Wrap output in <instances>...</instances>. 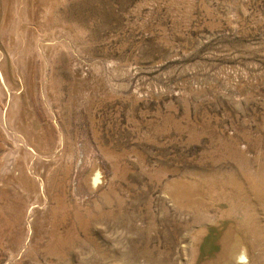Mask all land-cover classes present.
Listing matches in <instances>:
<instances>
[{
  "label": "rangeland",
  "instance_id": "374dc122",
  "mask_svg": "<svg viewBox=\"0 0 264 264\" xmlns=\"http://www.w3.org/2000/svg\"><path fill=\"white\" fill-rule=\"evenodd\" d=\"M30 2L0 264H264V0Z\"/></svg>",
  "mask_w": 264,
  "mask_h": 264
},
{
  "label": "bare ground",
  "instance_id": "6f19581e",
  "mask_svg": "<svg viewBox=\"0 0 264 264\" xmlns=\"http://www.w3.org/2000/svg\"><path fill=\"white\" fill-rule=\"evenodd\" d=\"M4 1V0H3ZM50 2V1H49ZM31 2H30V0H13V4H14V7H15V11H16V13H17V15L19 16V18H20V25L21 26H23V24H24V13H27L28 14V16H29V19L30 20H33V21H36V18H35V13H34V7L32 6V4H30ZM1 4H2V2H1V0H0V17H1ZM30 4V5H29ZM51 4V3H50ZM52 4H53V2H52ZM3 5V4H2ZM5 7V6H4ZM47 10V9H46ZM46 13V12H45ZM42 14V13H41ZM14 16V15H13ZM43 17H45V14H44V16ZM3 22V21H2ZM1 22V23H2ZM30 23V22H29ZM32 24V23H31ZM43 25V24H42ZM41 25V26H42ZM21 26L20 27H18V29H17V31H16V37H15V39H14V42H15V50H14V52H16V53H11V52H9V51H7L6 50V48L5 47H3L2 45H3V43H2V41H1V39H0V92H2V95H4L6 98H7V100L6 101H4V104H1V106H0V120H1V123H2V125H3V127H4V129L6 130V132L8 133V136L9 135H11V136H14V132H13V127H12V124H11V122H10V112H12V113H14L15 112V114L17 115V117H20V115H21V112H22V110H23V108H25L24 107V101L21 99V94L19 93V92H14V90H11V91H9V85H11L12 84V82H14V78L16 79L17 78V76H20V74H19V67H18V63H17V61H16V56L18 55V54H20V49H19V38L21 37ZM2 28V27H1ZM42 28V27H41ZM29 38V37H28ZM44 38V37H43ZM42 38V39H43ZM50 40V39H49ZM56 40H57V37H56ZM45 41V40H44ZM29 42V41H28ZM59 43V42H58ZM45 44V43H44ZM46 45V44H45ZM55 47V46H54ZM42 48V47H41ZM50 49H52L51 47H50ZM50 51V50H49ZM44 52V51H43ZM47 52H48V50H47ZM51 53V52H50ZM50 53H48V55L50 54ZM29 62V61H28ZM14 74V75H13ZM19 83H20V86H17V87H19V89L21 88H23V82H21V81H18ZM49 82V81H48ZM14 84H15V82H14ZM18 85V84H17ZM11 89V88H10ZM17 91H18V89H16ZM15 90V91H16ZM50 90V89H49ZM50 93H51V91H50ZM26 95V94H25ZM22 96H24V95H22ZM25 97V96H24ZM2 98V97H1ZM5 99V98H4ZM24 99V98H23ZM2 101V100H1ZM26 102V101H25ZM29 104V103H28ZM31 105V104H30ZM26 109V108H25ZM31 109V108H30ZM29 110V109H28ZM31 113H32V111H31ZM31 116V115H30ZM16 117V118H17ZM18 122H19V120H17ZM26 121V120H25ZM26 122H28V121H26ZM28 124V123H27ZM16 126V125H15ZM63 132V131H62ZM25 135H27V134H25ZM10 137V136H9ZM27 137V136H26ZM52 138V137H51ZM63 139V138H62ZM61 139V140H62ZM16 141V140H15ZM30 142H31V140H30ZM34 142V141H33ZM17 143V142H16ZM24 143V142H23ZM26 143V142H25ZM26 145V144H25ZM30 145V144H29ZM35 146H36V143H35ZM247 146V145H246ZM24 148V147H23ZM21 149V148H20ZM61 149H62V147H61ZM38 150V149H37ZM14 151V150H13ZM39 151V150H38ZM65 151V150H64ZM32 152L34 153L35 152V150H32ZM63 152V151H62ZM62 152H60V153H62ZM13 153V152H12ZM11 153V154H12ZM18 153V152H17ZM16 153V154H17ZM59 153V151H58V154H60ZM53 154V153H52ZM14 155V154H13ZM41 155H42V153H41ZM48 155H50V154H48ZM64 155V154H63ZM10 156V155H9ZM12 156V155H11ZM35 156V155H34ZM38 156V155H37ZM65 156V155H64ZM25 157H27V156H25ZM39 157V156H38ZM11 159V158H10ZM48 160V159H47ZM8 161V160H7ZM6 161V162H7ZM41 161H42V158H41ZM60 162H62V161H60ZM60 162H59V164H60ZM9 163V162H8ZM65 164V163H64ZM38 165V164H37ZM54 165V164H53ZM57 165V164H56ZM62 165V164H61ZM32 166V165H31ZM30 166V167H31ZM34 166H35V164H34ZM47 166V165H46ZM78 166V165H77ZM37 167V166H36ZM48 167V166H47ZM60 167V166H59ZM58 167V168H59ZM31 168H33V167H31ZM40 168V167H39ZM45 168V167H44ZM49 168V167H48ZM53 168V167H52ZM66 168V167H65ZM38 169V168H37ZM30 170H32V169H30ZM47 170V169H46ZM50 171H51V169H49ZM33 172H34V170H32ZM32 171H30V172H32ZM20 172V171H19ZM41 172V171H40ZM74 172V171H73ZM48 173H50L49 171H48ZM47 172H46V174H48ZM34 174H36V173H34ZM37 174H39V172H37ZM45 174V173H44ZM68 174V173H67ZM42 175V174H41ZM49 175H47V177H48ZM37 176H35V179H39V178H36ZM42 177H44V176H42ZM47 177H46V179H47ZM88 177V176H87ZM91 178L92 179H90V185L92 186V189H94L95 188V186L97 185V183H98V177H97V175H94L93 177L91 176ZM45 179V180H46ZM40 180H43V179H40ZM69 180V179H68ZM40 182V181H39ZM45 182V181H44ZM57 182V181H56ZM46 183V182H45ZM62 183H63V181H62ZM87 183V182H86ZM60 184V183H59ZM46 187V186H45ZM45 189H47V188H45ZM47 191V190H46ZM17 193V192H16ZM44 193V192H43ZM46 193V192H45ZM47 195V194H46ZM49 195V194H48ZM47 195V196H48ZM46 196V197H47ZM49 197V196H48ZM173 199V198H172ZM47 201V200H46ZM45 206V205H44ZM28 207V206H27ZM35 222V221H34ZM234 239V238H233ZM235 242V241H234ZM241 242V241H240ZM32 244V243H31ZM241 245V244H240ZM232 247H231V250H234V252H233V255L235 256L236 254H237V252H240V251H238V247H237V245H235V246H233V245H231ZM227 247H228V250L230 249V246L229 245H227ZM222 249H224V248H222ZM241 249V248H240ZM230 250V251H231ZM222 251V250H221ZM221 251H220V253H221ZM223 252V251H222ZM222 254V253H221ZM225 255V254H224ZM239 255V254H238ZM223 259V258H222ZM122 264H126V263H124V262H121ZM119 264V263H118ZM229 264H230V262H229Z\"/></svg>",
  "mask_w": 264,
  "mask_h": 264
}]
</instances>
